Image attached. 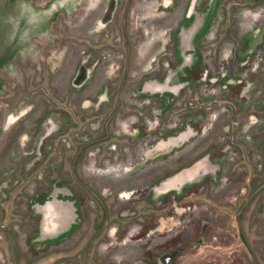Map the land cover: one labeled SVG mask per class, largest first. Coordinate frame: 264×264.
Returning <instances> with one entry per match:
<instances>
[{
	"label": "rangeland",
	"instance_id": "1",
	"mask_svg": "<svg viewBox=\"0 0 264 264\" xmlns=\"http://www.w3.org/2000/svg\"><path fill=\"white\" fill-rule=\"evenodd\" d=\"M24 11L29 51L0 44V264H264V0Z\"/></svg>",
	"mask_w": 264,
	"mask_h": 264
},
{
	"label": "clouds",
	"instance_id": "2",
	"mask_svg": "<svg viewBox=\"0 0 264 264\" xmlns=\"http://www.w3.org/2000/svg\"><path fill=\"white\" fill-rule=\"evenodd\" d=\"M25 2L26 0H17L15 11L0 16V26L5 30L4 36L0 38V44L3 46L17 44L21 48V55L29 51L26 46L31 44L34 31L31 19L24 11ZM79 2L80 0H56V6L58 9L63 8L66 14L70 15L76 10ZM44 36L49 40L55 39V35L51 33H45ZM32 59H35V56H32Z\"/></svg>",
	"mask_w": 264,
	"mask_h": 264
},
{
	"label": "flooded vegetation",
	"instance_id": "3",
	"mask_svg": "<svg viewBox=\"0 0 264 264\" xmlns=\"http://www.w3.org/2000/svg\"><path fill=\"white\" fill-rule=\"evenodd\" d=\"M62 198H67V197H66V196H63ZM70 199L73 200V201L75 202V204L77 205V198L75 197V194H73V195L71 196ZM44 201H45V200H44ZM46 201H47V198H46ZM76 219H77V220H75V221L72 223V225H71L70 234L73 233V232H75V231H77V230L79 229L80 225L82 224V221H83V220L81 221V219H80L79 217H76ZM64 237H65V236H64ZM64 237H62V238H64ZM62 238L59 239V240H57V241H61Z\"/></svg>",
	"mask_w": 264,
	"mask_h": 264
},
{
	"label": "water",
	"instance_id": "4",
	"mask_svg": "<svg viewBox=\"0 0 264 264\" xmlns=\"http://www.w3.org/2000/svg\"><path fill=\"white\" fill-rule=\"evenodd\" d=\"M53 218H54V216H52L51 214H49V219H46L47 221L45 222V224H44V221H43L42 226H41V229H40L42 233H44L43 232L44 230L46 232H48L50 229L52 230L54 228L53 227V223H54ZM70 229H71V227H69L68 230H66V231H70Z\"/></svg>",
	"mask_w": 264,
	"mask_h": 264
}]
</instances>
